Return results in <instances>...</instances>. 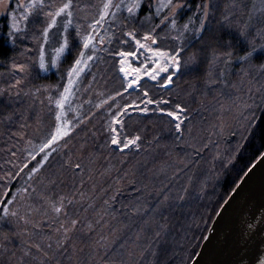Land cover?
<instances>
[{"label":"rangeland","instance_id":"1","mask_svg":"<svg viewBox=\"0 0 264 264\" xmlns=\"http://www.w3.org/2000/svg\"><path fill=\"white\" fill-rule=\"evenodd\" d=\"M248 2L247 14L236 21L248 52L218 57L209 71L213 87L224 82L220 92L227 99L210 110L216 113L208 126V153L227 163L264 104V66L248 72L257 56L264 58V0ZM210 5L0 0V35L7 24L16 50L0 72V99L28 114V125L11 143L20 163L9 197L3 186L8 181L0 176V264H109L122 231L108 219L113 187L123 189L138 172L136 160L147 156L146 130L129 132L128 117L164 115L182 132L200 90L177 79L185 67L196 66L191 60L185 65L190 58L181 48L205 30ZM243 9L239 5L237 12ZM36 74L56 80L37 82ZM57 166L62 173L49 175ZM45 179H51L46 190L39 187ZM4 224L11 230L4 231Z\"/></svg>","mask_w":264,"mask_h":264},{"label":"trees","instance_id":"2","mask_svg":"<svg viewBox=\"0 0 264 264\" xmlns=\"http://www.w3.org/2000/svg\"><path fill=\"white\" fill-rule=\"evenodd\" d=\"M205 1L187 0V6L196 9ZM239 5L244 6L241 14L237 12ZM249 6L248 0H211L207 27L198 38L192 36L181 48L184 59L190 58L185 65L191 60L196 66L185 67L177 79L188 80L191 86L200 90L192 103L191 111L195 113L190 112L191 118L182 132H178L164 115L128 117V123L132 122L133 127L127 128L129 132L141 134L143 128L146 130L142 133L146 137L142 147L147 156L141 161L136 160L138 172L127 185L124 183L123 189L113 187L114 193L110 190L113 197L108 219L116 231H122L109 254V264H121L122 261V264H190L219 209L264 152V104L255 126L232 162L211 159L207 146L208 126L216 113L210 110L227 99L220 92L224 91V82H214L213 87L209 71L218 57L242 58L248 52L249 44L242 38L236 21L242 14H247ZM9 29L7 24L1 29L0 72L8 68L16 53L9 41ZM72 57L70 54L69 58ZM254 61L250 64L251 71L248 70L252 74L264 66V58L257 56ZM261 74L264 75V70ZM113 75L116 77L115 73ZM34 79L41 83L56 80L53 75L39 74ZM12 120L17 123L12 124ZM26 123L28 114L24 110L0 99V142L4 144L0 148V176L8 181L3 183L9 188L6 197L11 196L19 176H16L19 152L12 150L11 143ZM61 173L59 166L48 172L54 177ZM33 183L27 182L29 187ZM50 183L51 179H45L39 187L46 190ZM3 230L10 231L11 228L4 224ZM116 246L124 250L117 251ZM133 249L142 253L141 259L133 255Z\"/></svg>","mask_w":264,"mask_h":264},{"label":"water","instance_id":"3","mask_svg":"<svg viewBox=\"0 0 264 264\" xmlns=\"http://www.w3.org/2000/svg\"><path fill=\"white\" fill-rule=\"evenodd\" d=\"M190 264H264V152L219 209Z\"/></svg>","mask_w":264,"mask_h":264}]
</instances>
